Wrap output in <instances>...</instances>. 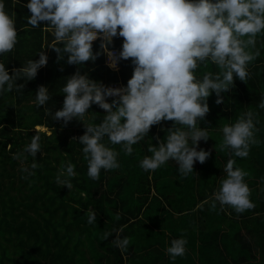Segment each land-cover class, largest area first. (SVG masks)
<instances>
[{"label": "trees", "instance_id": "1", "mask_svg": "<svg viewBox=\"0 0 264 264\" xmlns=\"http://www.w3.org/2000/svg\"><path fill=\"white\" fill-rule=\"evenodd\" d=\"M24 3L7 0V8L16 13L18 43L0 59L10 74L27 59H38L42 50L48 63L34 80L17 81L24 88L0 97V264H264V143L253 145L248 157L236 158L237 166L248 172L245 179L255 208L236 213L219 203L210 207L229 159V153L218 148L223 124L252 110L259 114L256 136L264 141V109L257 107L264 94V37L257 40L261 56L249 65L248 80L236 79L231 90L221 94V103H216L214 93L208 98L210 110L201 126L209 128L210 137L199 146L210 155L194 164L193 173L180 176L171 160L153 172L140 168L139 160L151 155L148 146L157 144L165 135L162 128L172 124L162 121L133 145L132 155L112 145L120 151V166L101 170L100 179L93 180L78 141L85 131L83 122L73 119L65 125L52 116L62 107L60 90L66 76L79 66L67 64L66 56L57 60V53L48 47L54 42L53 29L46 22L35 28L29 25L26 18L31 13ZM122 40L114 38L111 47L119 50ZM98 47L99 41L94 42V49ZM119 63L118 70L111 69L106 55H101L79 70L106 85H124L132 74L131 58ZM208 70L217 69L209 63L196 72L201 76ZM40 84L52 93L43 106L33 103ZM88 111L98 113L96 123L105 114L95 104ZM39 125L47 130L37 129ZM35 134L41 137V151L36 157L25 153L26 159L17 158ZM33 160L39 166L29 176L23 168ZM62 161L76 165L70 188L55 179ZM89 209L97 213L92 224L87 222ZM105 233L111 235L105 238ZM117 236L131 237L126 251L114 244ZM179 236L187 238V250L172 261L166 248Z\"/></svg>", "mask_w": 264, "mask_h": 264}, {"label": "clouds", "instance_id": "2", "mask_svg": "<svg viewBox=\"0 0 264 264\" xmlns=\"http://www.w3.org/2000/svg\"><path fill=\"white\" fill-rule=\"evenodd\" d=\"M6 5L7 0H0V57L18 43L16 13ZM24 7L31 13L26 18L29 25L35 28L46 22L53 29L54 42L48 47L57 53V60L66 56L67 64L79 66L66 76L60 90L62 107L52 116L65 125L73 119L83 122L85 131L78 141L87 161V175L93 180L100 179L101 170L120 166V151L112 145H120L126 155H132L133 145L162 121L172 124L162 128L165 135L157 144L148 146L151 155L139 160L140 168L153 172L171 160L180 176L193 173L194 164L205 162L210 155L199 146L210 137L209 128L201 126L210 110L208 98L214 93L216 103H221V94L231 90L236 79L246 82L249 65L261 56L257 40L264 37V0H26ZM116 37L123 38L119 50L111 47ZM96 41L99 47L94 49ZM37 54L38 59H27L11 74L0 59V97L24 88L18 80L36 78L48 63L45 51ZM101 55H106L107 66L114 70L120 61L131 58L132 74L126 84L106 85L79 70ZM209 63L217 70L198 76L196 70ZM50 99L49 88L38 85L33 103L43 106ZM93 104L105 110L99 123L95 122L98 113L88 111ZM257 107L264 109V94ZM258 115L243 111L234 123L222 126L218 148L227 151L229 159L223 169L226 175L213 193L212 209L219 203L221 208L227 205L243 213L256 206L245 179L248 172L237 166L236 158L248 157L253 145L264 143L256 136ZM41 148V137L35 134L16 156L26 159L27 153L36 157ZM38 166L33 160L23 171L31 176ZM75 168L62 161L56 181L70 188ZM96 216L89 209L87 222H96ZM109 235L105 233V238ZM113 242L126 251L131 237L117 236ZM186 245V237L173 238L166 248L170 260L184 256Z\"/></svg>", "mask_w": 264, "mask_h": 264}, {"label": "built area", "instance_id": "3", "mask_svg": "<svg viewBox=\"0 0 264 264\" xmlns=\"http://www.w3.org/2000/svg\"><path fill=\"white\" fill-rule=\"evenodd\" d=\"M114 50H117V49H114ZM107 59V58H106ZM119 67H120V63H119V65H118V69H119ZM117 69V70H118ZM110 85H112V86H121L122 84L120 83V82H115V83H111Z\"/></svg>", "mask_w": 264, "mask_h": 264}, {"label": "rangeland", "instance_id": "4", "mask_svg": "<svg viewBox=\"0 0 264 264\" xmlns=\"http://www.w3.org/2000/svg\"><path fill=\"white\" fill-rule=\"evenodd\" d=\"M36 128H37V129H42V130H47V127L42 126V125H39V126H37Z\"/></svg>", "mask_w": 264, "mask_h": 264}]
</instances>
